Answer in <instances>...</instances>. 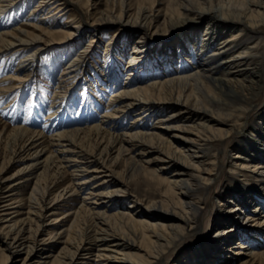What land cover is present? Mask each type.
Wrapping results in <instances>:
<instances>
[{"label": "bare ground", "instance_id": "bare-ground-1", "mask_svg": "<svg viewBox=\"0 0 264 264\" xmlns=\"http://www.w3.org/2000/svg\"><path fill=\"white\" fill-rule=\"evenodd\" d=\"M21 1L0 0V16ZM105 1L36 0L24 24L0 29V55L23 53L0 92L42 50L63 62L51 114L96 47L109 84L125 74L90 124L46 135L0 122L9 161L31 152L19 170L35 178L21 195L25 180L0 167V264H264V1ZM146 177L163 188L142 202L128 188Z\"/></svg>", "mask_w": 264, "mask_h": 264}, {"label": "rangeland", "instance_id": "rangeland-1", "mask_svg": "<svg viewBox=\"0 0 264 264\" xmlns=\"http://www.w3.org/2000/svg\"><path fill=\"white\" fill-rule=\"evenodd\" d=\"M91 1L95 2L99 10L106 8L105 0ZM35 4L36 0H23L17 3L15 7L6 10L0 16V29H8L24 24L26 16L30 13ZM162 4L163 3H160L159 6L161 7ZM76 9L75 11L78 13L79 10L78 8ZM38 13L39 12H34L33 14L38 15ZM67 14L68 12L62 14L60 16V21H64ZM260 29L264 32V26H261ZM159 31L161 32L162 29H159ZM113 35V29L102 28L98 33V36L104 40ZM83 42L85 43L86 40L83 39L81 43ZM22 55V52L3 53L0 55V81L4 78V76L13 74L16 67V61L20 59ZM102 60L104 61L103 47H96V50L94 49L92 52L90 51L87 54L86 60L75 76L74 81L76 83L72 86H67V91L65 90L63 105L56 110L54 114H51V103H55L61 99L60 97L56 98L54 96V90L55 85L57 84V78L60 76L62 71L63 62L57 60L56 56H51V53L48 50H42L39 54V59L36 62L34 71L26 80L23 81L21 85L20 82L14 84V87L7 92H0V100L3 101V103H0V122H5L9 126L17 125L30 129H39L46 135H51V133L53 134L56 129L69 128L75 124V122L78 124H90L94 122L97 118H100L101 113L106 108L107 102L111 98L112 88L115 83L124 80L125 77L123 72L118 73L117 78L111 79L112 83L109 84L110 81L105 80L104 75L102 74L101 76V72L97 70V67H100V63L103 62ZM50 61H52V64L54 65L49 67V63H51ZM113 80H116V82ZM6 81L7 80H5V82ZM63 88L64 87H60L59 89L61 90ZM53 107H56L55 104ZM126 117L125 120L128 121L130 116ZM70 122L73 123L71 124ZM112 150V148H109V153H112ZM232 153L233 151H231L229 156L227 155L228 159ZM31 155V152L30 154H27L26 152L17 149V151L12 154V158L9 161L11 154H9L3 144L0 143V167H3L1 175L5 177V182L18 181V177H21L22 180L24 179L25 181L23 183H18L14 186V191L21 195H26L35 182L33 174L26 175L25 173H22L23 175L21 176L22 169L19 170L29 160ZM103 156H106V153H103ZM114 167L119 171L123 169L121 159ZM51 173L55 175H53V178L50 179L52 181V189L55 190L56 187H59L58 184L63 181L62 172L61 170H54L51 171ZM100 178L101 176H97L94 181H99ZM145 180L147 181H143V179L130 181L128 188L129 192L137 195L142 202H147L150 199L159 197L163 188L162 185L154 183L155 181L150 180L147 177ZM43 182L44 181H42V183ZM73 205L74 204L72 203L71 207L69 206L70 209ZM23 206L24 205H21L20 209L23 210ZM60 206L62 207L61 204H55L53 207H50L49 210H69L67 205H64L62 208H59ZM61 223L64 227L69 223V219L65 217ZM195 242H198V239ZM59 245L60 244L57 243V245L53 248V251H56ZM16 257L17 256L12 257L10 262L12 263Z\"/></svg>", "mask_w": 264, "mask_h": 264}, {"label": "snow or ice", "instance_id": "snow-or-ice-1", "mask_svg": "<svg viewBox=\"0 0 264 264\" xmlns=\"http://www.w3.org/2000/svg\"><path fill=\"white\" fill-rule=\"evenodd\" d=\"M0 103H3V101H2V100H0Z\"/></svg>", "mask_w": 264, "mask_h": 264}]
</instances>
